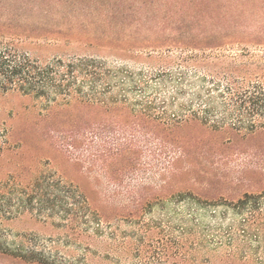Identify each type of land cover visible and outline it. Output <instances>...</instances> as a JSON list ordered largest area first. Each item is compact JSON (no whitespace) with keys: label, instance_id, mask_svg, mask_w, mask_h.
I'll use <instances>...</instances> for the list:
<instances>
[{"label":"rangeland","instance_id":"rangeland-1","mask_svg":"<svg viewBox=\"0 0 264 264\" xmlns=\"http://www.w3.org/2000/svg\"><path fill=\"white\" fill-rule=\"evenodd\" d=\"M3 31L20 34L22 48L42 62L93 54L135 72L197 52L193 46L229 42L207 51L264 75V0H0ZM97 112L48 114L30 97L0 94V235L12 248L26 235L59 251L64 264H264V196L244 210L236 204L264 192V133L145 123L138 150L101 169L57 149L58 130L73 119L98 121ZM41 173L75 184L101 229L82 220L81 230L65 231L22 203V189ZM229 251L239 260L225 261Z\"/></svg>","mask_w":264,"mask_h":264},{"label":"trees","instance_id":"trees-1","mask_svg":"<svg viewBox=\"0 0 264 264\" xmlns=\"http://www.w3.org/2000/svg\"><path fill=\"white\" fill-rule=\"evenodd\" d=\"M19 35L0 33V94L30 97L48 114L71 107L98 111V121L73 119L68 128L58 130L62 140L57 149L87 165L106 169L109 161L118 163L125 153H135L136 133L147 132L145 123L164 130L197 125L216 133H264V75L246 61L207 51L229 42L193 46L197 52L190 49L186 56L163 60L156 69L135 72L110 67L93 54L56 55L42 62L22 48ZM152 81L156 87L151 90ZM110 118L112 126L106 121ZM128 120L139 127H131ZM261 196L264 192L244 193L236 204L244 210ZM21 202L34 203L37 216L65 231L81 230L82 220L85 225L94 221L96 230L101 229L100 216L85 195L61 175L41 173L24 186ZM243 222L247 227L249 220ZM20 242L12 248L0 235V257L24 264H64L60 252L47 250L41 238L23 235ZM237 257L236 251L224 255L225 261Z\"/></svg>","mask_w":264,"mask_h":264}]
</instances>
